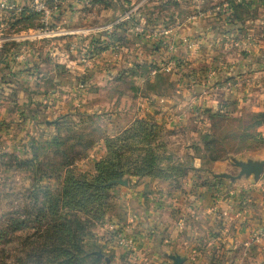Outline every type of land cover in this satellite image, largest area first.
I'll return each instance as SVG.
<instances>
[{"label":"rangeland","instance_id":"374dc122","mask_svg":"<svg viewBox=\"0 0 264 264\" xmlns=\"http://www.w3.org/2000/svg\"><path fill=\"white\" fill-rule=\"evenodd\" d=\"M35 1L0 0V116L8 114L0 117L3 221L24 218L16 212L39 179L32 165L5 170L4 164H15L6 156L30 161L31 146L47 144L67 128L81 133L83 124L84 131L98 126L114 140L135 121L154 117L171 163L194 159L195 168L207 167L213 176H236V162H264V0H93L90 10L68 7V0H38L41 9ZM210 141L216 143L215 162L208 161ZM104 152L105 142L96 141L73 174L93 173ZM191 174L193 190L212 185ZM222 179L232 190L248 188L243 199L228 204L246 211L247 247L210 249L204 264H264V168L258 179ZM115 181L109 183V210L103 223L94 222L89 239L107 260L101 264H174L141 247L142 239L133 247L136 236L122 218L126 205ZM39 184L57 198L53 178ZM110 222L127 245L117 243ZM197 255L188 250L181 264Z\"/></svg>","mask_w":264,"mask_h":264},{"label":"trees","instance_id":"16d2710c","mask_svg":"<svg viewBox=\"0 0 264 264\" xmlns=\"http://www.w3.org/2000/svg\"><path fill=\"white\" fill-rule=\"evenodd\" d=\"M89 118L93 119L85 117ZM85 127L83 124V132L78 134L67 128L47 144L31 146L33 162L6 156L15 164H4L5 170L11 167L21 170L32 165L39 179H34L35 192L28 193L19 206L22 215L16 210V215L24 218L9 217L4 221L0 218V264H101L106 261L96 255L98 248L89 239L94 222L103 223L113 200L110 192L114 185L109 183L121 177L152 178L173 190H181L182 181L191 173L195 176L197 173V181L202 185L223 180L215 178L207 167L194 168L193 159L172 164L171 155L165 153L159 141L163 131L152 120L135 121L131 129L114 140L98 126L90 131H84ZM98 140L105 142V156L94 163L93 173L83 177L74 175L75 162ZM137 144L144 148L139 149ZM215 144V141L207 143L211 147L207 146L208 153L212 155L209 162H215ZM160 150L164 154H159ZM39 158L42 163L39 161L37 166ZM45 177L58 183L53 187L58 192L57 198L47 196L50 188L43 189L39 184Z\"/></svg>","mask_w":264,"mask_h":264},{"label":"crops","instance_id":"0c3cea01","mask_svg":"<svg viewBox=\"0 0 264 264\" xmlns=\"http://www.w3.org/2000/svg\"><path fill=\"white\" fill-rule=\"evenodd\" d=\"M87 1L83 4L81 1L68 0V7L73 5L74 9L82 4L84 10H90L94 6V1ZM142 105L148 107L147 104ZM7 115L4 113L0 116L1 120L8 119ZM134 118L136 116L131 117L133 120ZM149 120L159 123L154 117ZM193 160L191 165L195 168ZM122 180H126V184L116 185L115 192L125 202L126 207L121 211L122 218L126 217L127 220L124 222H127L135 233L134 248L139 247L137 241L142 239L139 241L140 246L152 250L153 254L158 253L157 258L159 255L163 260H167V257L170 259V254H175L183 260L188 250H196L197 257L187 259L186 264L206 263L205 253L210 252V249L246 250L248 242L246 211L242 214L241 208L231 210L228 204L232 198L235 201L243 199L245 194H249L248 188L238 187L239 189L232 190V186H228L224 181L211 182L209 189L193 190L190 187L195 181L192 174L182 181L185 186L181 190H173L152 178L130 176ZM216 218L222 223L215 221ZM187 222L190 224L186 225ZM243 259L245 258L239 262L242 263Z\"/></svg>","mask_w":264,"mask_h":264},{"label":"water","instance_id":"95a60500","mask_svg":"<svg viewBox=\"0 0 264 264\" xmlns=\"http://www.w3.org/2000/svg\"><path fill=\"white\" fill-rule=\"evenodd\" d=\"M234 166L239 169V172L236 176H232L230 174H216V175H214V177L215 178H224V179H229V180H235V179H238L242 176L253 175V177L255 179H258L263 172L264 162H247V163L236 162L234 164ZM112 183L125 185L126 180L119 179V180L112 182ZM96 255L102 256L99 252H97ZM170 258L174 264H180L181 262H183V260L177 256H171Z\"/></svg>","mask_w":264,"mask_h":264},{"label":"built area","instance_id":"2783aa9c","mask_svg":"<svg viewBox=\"0 0 264 264\" xmlns=\"http://www.w3.org/2000/svg\"><path fill=\"white\" fill-rule=\"evenodd\" d=\"M36 4H39L40 2H38V0L35 1ZM41 9H45L44 4H39ZM107 228L111 231L115 233V239L117 241V243L119 245H127V241L125 240L123 233L120 229V227L118 225H116V223L114 222H110L107 224ZM132 241V240H131Z\"/></svg>","mask_w":264,"mask_h":264}]
</instances>
